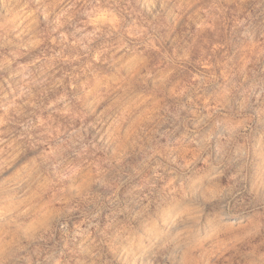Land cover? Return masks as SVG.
Instances as JSON below:
<instances>
[{
	"label": "rangeland",
	"instance_id": "obj_1",
	"mask_svg": "<svg viewBox=\"0 0 264 264\" xmlns=\"http://www.w3.org/2000/svg\"><path fill=\"white\" fill-rule=\"evenodd\" d=\"M0 264H264V0H0Z\"/></svg>",
	"mask_w": 264,
	"mask_h": 264
}]
</instances>
